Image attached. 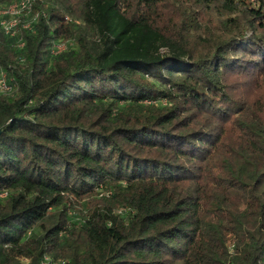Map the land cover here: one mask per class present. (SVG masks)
<instances>
[{
    "label": "trees",
    "instance_id": "obj_1",
    "mask_svg": "<svg viewBox=\"0 0 264 264\" xmlns=\"http://www.w3.org/2000/svg\"><path fill=\"white\" fill-rule=\"evenodd\" d=\"M190 1L0 26V264H264V0Z\"/></svg>",
    "mask_w": 264,
    "mask_h": 264
},
{
    "label": "rangeland",
    "instance_id": "obj_2",
    "mask_svg": "<svg viewBox=\"0 0 264 264\" xmlns=\"http://www.w3.org/2000/svg\"><path fill=\"white\" fill-rule=\"evenodd\" d=\"M40 0H30V6L27 8V11L22 14H18L17 16H13L12 13L15 12V5L16 1H12L9 4V9L7 12L9 16H13L14 20L16 21V26L14 30L16 31L17 35H20L22 33V30L27 28L28 23H30L33 19V17L37 16L38 9L40 8L39 4ZM182 4H190V0H179ZM163 6H159V9L157 11V15H159V21L158 25L162 26L164 30L173 32L175 31V27L177 24L176 17L177 15L175 14V8L173 4L175 3V0H170V1H164L163 0ZM253 3H255L252 0ZM71 5V4H69ZM76 9V8H75ZM76 11V10H75ZM211 18V17H210ZM76 24H79L76 22ZM212 25V24H211ZM70 43H60L58 46V51H63L65 50V46L69 45ZM233 81V90L235 91H240L243 93L245 97L250 98L251 100H259L261 103L264 105V76H259L258 74L252 76L250 79L247 81ZM92 199L91 197L88 199V202H91ZM75 208V205H74ZM86 210L83 208H75L74 210H70L71 213L76 214L78 217V214L85 212Z\"/></svg>",
    "mask_w": 264,
    "mask_h": 264
},
{
    "label": "built area",
    "instance_id": "obj_3",
    "mask_svg": "<svg viewBox=\"0 0 264 264\" xmlns=\"http://www.w3.org/2000/svg\"><path fill=\"white\" fill-rule=\"evenodd\" d=\"M29 6H30V0H21L20 2H17L15 5V12H13L12 15L17 16L18 14L25 13ZM9 7L10 6L2 10L1 12V14L6 16L7 18L1 21L0 26L6 36L15 37L16 31L14 30V28L16 26V21L14 20L15 17L13 18V16L8 15L10 14L9 12H7ZM27 28H28V25H27ZM9 90L10 88L6 84L5 76L1 74L0 75V91L7 93L9 92ZM48 263H50V260L45 258L42 264H48ZM53 264H57V263H53Z\"/></svg>",
    "mask_w": 264,
    "mask_h": 264
},
{
    "label": "water",
    "instance_id": "obj_4",
    "mask_svg": "<svg viewBox=\"0 0 264 264\" xmlns=\"http://www.w3.org/2000/svg\"><path fill=\"white\" fill-rule=\"evenodd\" d=\"M1 132V131H0Z\"/></svg>",
    "mask_w": 264,
    "mask_h": 264
}]
</instances>
